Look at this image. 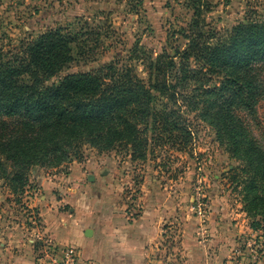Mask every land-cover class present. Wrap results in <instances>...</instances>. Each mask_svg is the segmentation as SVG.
<instances>
[{
  "label": "trees",
  "instance_id": "obj_1",
  "mask_svg": "<svg viewBox=\"0 0 264 264\" xmlns=\"http://www.w3.org/2000/svg\"><path fill=\"white\" fill-rule=\"evenodd\" d=\"M188 6L186 44L172 54L164 49L153 58L137 40L127 63L65 72L76 53L90 57L83 38L89 32L72 25L23 42L16 55L0 53V187L22 195L33 169L80 159L85 145L100 152L123 147L132 161H145L154 145L183 149L192 133L185 112H194L240 162L232 177L257 229L264 219V146L243 113L256 114L264 95V16L220 33L206 21L208 0Z\"/></svg>",
  "mask_w": 264,
  "mask_h": 264
},
{
  "label": "rangeland",
  "instance_id": "obj_2",
  "mask_svg": "<svg viewBox=\"0 0 264 264\" xmlns=\"http://www.w3.org/2000/svg\"><path fill=\"white\" fill-rule=\"evenodd\" d=\"M208 1L211 9L206 12V21L209 27L220 33H225L247 17L264 16V0ZM189 2L0 0V53L16 55L21 51L23 42L35 39L50 28L72 25L79 29L84 27L82 30L89 32L83 38H87L86 49L90 57L83 58L76 53L75 48L76 59L65 72L94 70L112 60L127 63L137 40L153 58L164 49L172 54L175 48H183L186 44L181 32L192 19ZM98 32L102 33L100 39ZM136 64L139 73L146 76L144 64L141 61ZM57 80V77L52 79ZM166 105L172 106L168 102ZM185 114L192 133L190 142L183 149L172 143L154 145L145 161H132L123 147L100 152L85 145L80 159L74 158L57 167L38 166L33 169L29 175V185L22 195L13 194L8 186L0 187V249L7 246L16 252L22 246L20 251L26 257L31 256V261L35 263L31 254L43 256V264H64L61 259L63 254L58 262L50 258L52 254L62 252L63 248L53 245L44 230L48 226V218L41 215L39 198L44 190L37 181L36 177L39 176L46 182L53 180L56 185L58 182L62 185V189L55 185L54 198L62 199L70 195L71 190H67L69 194L66 189L76 186H79L76 192L80 198L79 188L89 186L88 175L96 172L103 178L102 192L97 191L96 200L103 214L107 215V218H103L105 221L118 213L127 214L130 218L137 216L144 204L140 199L143 196L149 197L147 202L161 201L160 196L170 203H182L178 206L187 207L191 216L198 217L203 224L208 222L209 212L218 206L238 216L236 220L243 219L241 211L245 210L242 194L236 189L232 177L240 162L219 145L214 130L207 123L194 112ZM243 116L264 146V95L258 102L256 114L244 112ZM70 175L75 178L66 179ZM90 180H93V175ZM199 202H202L203 212H200ZM69 206L62 204L60 209L68 211ZM246 218L251 225L252 219ZM259 218L261 225L253 232L238 235L235 246H244L254 239L264 245V219ZM181 229L182 223L177 215L171 216L163 225V235L156 252L162 264H184ZM51 244L56 247L54 253ZM74 248L77 252V248ZM49 258L50 263L47 261Z\"/></svg>",
  "mask_w": 264,
  "mask_h": 264
},
{
  "label": "crops",
  "instance_id": "obj_3",
  "mask_svg": "<svg viewBox=\"0 0 264 264\" xmlns=\"http://www.w3.org/2000/svg\"><path fill=\"white\" fill-rule=\"evenodd\" d=\"M92 175L93 180H90ZM36 178L44 190L39 198L41 215L48 218V226L44 230L53 245L59 248L76 247L78 264H162L156 252L163 235V225L174 215L182 223L184 264H228L227 259L237 236L255 231L244 211H241L243 219L236 220L238 216L218 206L209 212V220L203 224L198 217L191 216L187 207L178 206L182 203H170L160 196L161 201L153 202H147V196L140 197L144 204L137 216L130 218L127 214L118 213L105 221L103 218L107 215L103 214L96 200L97 191L102 192L103 178L96 172L88 175L89 186L79 188L80 198L76 192L79 186H76L66 189L69 194L67 190H71L70 195L56 199L53 193L56 181L46 182L42 176ZM73 178L71 175L66 177L69 180ZM57 186L62 189L59 182ZM62 204L70 205L68 211L60 209ZM46 205L49 207H42ZM40 234L39 231L42 239ZM21 248L16 252L7 246L0 249V264H43V256L31 254L35 263L31 261V256L26 257L20 251ZM61 254H52L56 256V262ZM50 258L53 259L52 256ZM50 258L47 260L49 263Z\"/></svg>",
  "mask_w": 264,
  "mask_h": 264
},
{
  "label": "built area",
  "instance_id": "obj_4",
  "mask_svg": "<svg viewBox=\"0 0 264 264\" xmlns=\"http://www.w3.org/2000/svg\"><path fill=\"white\" fill-rule=\"evenodd\" d=\"M198 206L201 212L202 202H199ZM50 247L54 253L56 247L52 244ZM62 254L64 264H78L77 252L73 246L63 248ZM52 257V261H55V256L52 255ZM227 262L228 264H264V245L260 244L257 239L247 242L244 246L239 244L234 247Z\"/></svg>",
  "mask_w": 264,
  "mask_h": 264
},
{
  "label": "water",
  "instance_id": "obj_5",
  "mask_svg": "<svg viewBox=\"0 0 264 264\" xmlns=\"http://www.w3.org/2000/svg\"><path fill=\"white\" fill-rule=\"evenodd\" d=\"M86 232H87V233H90V230H87Z\"/></svg>",
  "mask_w": 264,
  "mask_h": 264
}]
</instances>
